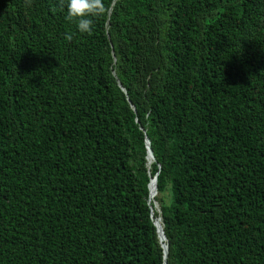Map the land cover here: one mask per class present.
<instances>
[{"label":"trees","instance_id":"trees-1","mask_svg":"<svg viewBox=\"0 0 264 264\" xmlns=\"http://www.w3.org/2000/svg\"><path fill=\"white\" fill-rule=\"evenodd\" d=\"M105 3L0 0V264H264V0Z\"/></svg>","mask_w":264,"mask_h":264},{"label":"clouds","instance_id":"clouds-1","mask_svg":"<svg viewBox=\"0 0 264 264\" xmlns=\"http://www.w3.org/2000/svg\"><path fill=\"white\" fill-rule=\"evenodd\" d=\"M107 13L105 0H67L66 20L74 22L80 33L91 35L94 20ZM65 40L71 42L72 33L65 34Z\"/></svg>","mask_w":264,"mask_h":264},{"label":"bare ground","instance_id":"bare-ground-1","mask_svg":"<svg viewBox=\"0 0 264 264\" xmlns=\"http://www.w3.org/2000/svg\"><path fill=\"white\" fill-rule=\"evenodd\" d=\"M153 158L150 156V154L146 155V165L148 168L151 167L152 163H153ZM149 173V172H148ZM149 199L151 201H154L156 195H157V192H156V187L154 186V180L151 179V182H150V185H149ZM159 212V208H158V205L156 203H154V207L152 208V219H153V223L156 227V230L158 232V240H159V243L160 245H162L163 247L165 246V243H164V238L162 236V225H161V219L157 216H155L156 213ZM157 215V214H156Z\"/></svg>","mask_w":264,"mask_h":264},{"label":"water","instance_id":"water-1","mask_svg":"<svg viewBox=\"0 0 264 264\" xmlns=\"http://www.w3.org/2000/svg\"><path fill=\"white\" fill-rule=\"evenodd\" d=\"M119 86H120V84H119ZM145 147H146V150H147V155L150 154V156H151V157L153 158V160L155 161V159H154V157H153V154H152V151H151V149H150V143H149V140H148L147 138L145 139ZM154 161H153V162H154ZM156 177H157V174L152 178V180H154V186H155V187H156ZM150 182H151V180H150ZM150 182H149V184H148V189H149ZM154 226H155V225H154ZM156 231H157V230H156ZM161 233H162L163 238L165 239V236H164L163 230L161 231ZM157 236H158V232H157ZM165 240H166V239H165ZM161 248L163 249L164 259H166V257H167V245L165 244L164 247L161 245ZM164 264H166V262H165Z\"/></svg>","mask_w":264,"mask_h":264}]
</instances>
